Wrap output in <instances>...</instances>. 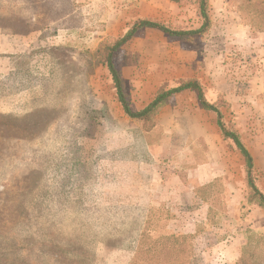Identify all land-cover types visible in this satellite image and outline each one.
<instances>
[{
    "label": "rangeland",
    "instance_id": "obj_1",
    "mask_svg": "<svg viewBox=\"0 0 264 264\" xmlns=\"http://www.w3.org/2000/svg\"><path fill=\"white\" fill-rule=\"evenodd\" d=\"M206 4L200 33L140 29L114 65L132 111L196 80L264 196V0ZM138 20L204 23L196 0H0V264H264V210L215 113L184 91L130 120L95 64Z\"/></svg>",
    "mask_w": 264,
    "mask_h": 264
},
{
    "label": "trees",
    "instance_id": "obj_2",
    "mask_svg": "<svg viewBox=\"0 0 264 264\" xmlns=\"http://www.w3.org/2000/svg\"><path fill=\"white\" fill-rule=\"evenodd\" d=\"M171 2L180 3L185 0H169ZM198 3V7L200 10V14L204 19V23L202 26L195 31H180V30H172L162 24L151 20H138L136 21L132 27L127 31L125 35L121 38L115 39L109 44L97 49V51L93 54V60L95 64L104 66L108 72V75L111 79L115 96L118 104L121 107L123 114L130 120H134L136 122H151L154 118L162 111V109L168 104L169 99L172 96H175L184 91H191L196 94L197 101L199 106L206 110L214 112L217 118V126L220 132V136L223 140H229L235 146V149L239 152L241 157L243 158L245 164V173H246V184L248 188V200L256 205L259 209L264 210V196L260 193L257 187L254 184L253 178L251 177L250 169L252 168V157L245 149V147L241 144L238 136L227 130V128L222 123V114L217 105L210 104L204 99L203 91L201 86L196 80H186L181 82L178 86L173 88H166L165 86H161L153 95L152 99L146 104L142 109L138 111L131 110V97L126 90V86L124 83V79L122 74L118 70V68L114 65V56L115 53L127 42H129L134 34L140 29H156L168 37L180 38L182 36H191L197 33H200L204 27L206 26V0H196ZM207 20V21H206ZM182 243V241H180ZM178 246L169 247L166 246L164 249H161L160 252L165 251V253H175L178 254L180 250H176ZM187 249V247H184ZM151 249H147L149 252ZM141 252L143 253L142 249ZM159 252V253H160ZM146 253V251H145ZM184 253V251H183ZM136 261V260H135Z\"/></svg>",
    "mask_w": 264,
    "mask_h": 264
},
{
    "label": "crops",
    "instance_id": "obj_3",
    "mask_svg": "<svg viewBox=\"0 0 264 264\" xmlns=\"http://www.w3.org/2000/svg\"><path fill=\"white\" fill-rule=\"evenodd\" d=\"M189 160V161H188ZM187 161H188V166H187V169H193V168H196L197 167V165H195V163H193V161H192V158H191V156H189V159H187ZM193 164V165H192ZM191 169V170H192ZM173 178V177H172Z\"/></svg>",
    "mask_w": 264,
    "mask_h": 264
}]
</instances>
